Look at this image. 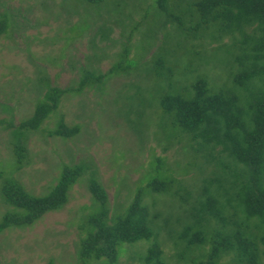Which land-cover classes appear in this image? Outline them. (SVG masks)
Returning a JSON list of instances; mask_svg holds the SVG:
<instances>
[{"label": "rangeland", "instance_id": "obj_1", "mask_svg": "<svg viewBox=\"0 0 264 264\" xmlns=\"http://www.w3.org/2000/svg\"><path fill=\"white\" fill-rule=\"evenodd\" d=\"M194 1H180L176 10L178 0L161 3L181 19L185 31L199 21L190 5ZM3 13L10 15V32L0 39V121L14 127L0 128V220L14 209L2 198L5 181L43 197L65 168L79 167L82 176L65 208L45 214L33 226L0 235V264H145L154 243L163 264H199L210 250L209 240L190 246L181 232L192 220L190 211L207 198L205 189L226 202V190L230 196L235 192L234 179L218 161L206 163L202 156L190 155L187 136L173 126L160 97L184 91L189 96L198 77L212 91H232L245 56L240 35L217 39L209 29L201 38L178 31L159 13L158 0H0ZM118 63L123 67L119 74L102 78ZM80 77L97 83L78 93ZM252 83L262 86L258 80ZM52 88L66 93L42 129L16 131ZM63 125L77 127L78 134L66 139L51 135ZM16 144L26 150L21 170L14 164ZM168 176L177 183L170 194L148 190L149 183L166 182ZM92 180L107 194L110 223L141 191L155 238L122 244L115 262L80 259L86 220L97 212L88 188ZM228 207V224H203L207 237L245 222L243 213ZM251 232L261 251L259 264H264V229L253 227ZM220 264L237 263L225 255Z\"/></svg>", "mask_w": 264, "mask_h": 264}, {"label": "trees", "instance_id": "obj_2", "mask_svg": "<svg viewBox=\"0 0 264 264\" xmlns=\"http://www.w3.org/2000/svg\"><path fill=\"white\" fill-rule=\"evenodd\" d=\"M180 1L189 4V0H178L175 10ZM158 4L159 13L170 18L178 31H187L201 38L209 29L215 30L217 39L240 35V46L245 56L240 62L242 70L233 78L235 86L232 91H212L208 81L198 77L191 84V96L184 95L185 91L165 94L160 97V106L172 118L173 126L187 136L190 155H200L206 163L218 161L226 176L234 179L232 186L235 192L230 196L226 190V202L213 195L210 189H205L207 198L190 211L189 218L192 220L185 224L180 238L187 240L190 246L199 247L209 240L210 250L199 264H220L225 255H232L237 264H259L261 251L251 228L264 229V0H195L190 5L195 7L199 21L196 27L185 31L181 19L170 12L161 0H158ZM9 20V14L0 15V39L10 32ZM122 69L121 63L114 64L102 78L119 74ZM167 72L172 71L168 69ZM255 80L262 86L252 83ZM87 82V79L80 77V88L78 90L77 85L75 91L79 93L82 88L97 83ZM65 93L66 90L52 88L45 100L36 104L33 115L22 121L16 131H40L59 108ZM1 127L11 129L14 126L0 121ZM77 134V127L69 129L65 125L51 133L62 139ZM213 152L216 153L215 157ZM25 153L22 145L14 146L17 170L24 168ZM81 176V168H65L56 185L43 197L26 193L22 186L12 180L5 181L2 198L14 209L1 218L0 235L11 229L33 226L45 214L65 208L70 192ZM166 179V182L152 181L148 190L152 194H170L177 183L170 176ZM88 188L94 197L97 212L87 218L88 231L79 240L78 255L84 262L101 259L115 262L122 244L155 238L148 210L141 205V191L136 192L129 207L110 223L106 192L95 180L89 183ZM228 204L234 211L243 213L245 222L231 229H218L207 237L203 224L213 220L221 225L229 223L224 217V212L229 209ZM261 241L264 244V236ZM144 261L145 264H163L159 245L154 243L148 248Z\"/></svg>", "mask_w": 264, "mask_h": 264}]
</instances>
